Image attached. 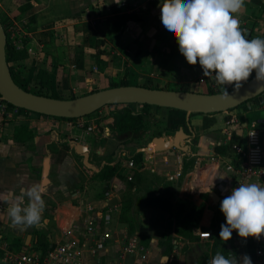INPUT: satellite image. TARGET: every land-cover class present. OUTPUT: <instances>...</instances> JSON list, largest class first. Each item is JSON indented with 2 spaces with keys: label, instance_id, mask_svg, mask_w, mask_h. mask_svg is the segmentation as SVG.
Returning <instances> with one entry per match:
<instances>
[{
  "label": "crops",
  "instance_id": "0c3cea01",
  "mask_svg": "<svg viewBox=\"0 0 264 264\" xmlns=\"http://www.w3.org/2000/svg\"><path fill=\"white\" fill-rule=\"evenodd\" d=\"M12 1L0 0V15L13 23L20 44H23L21 39L26 41L28 56L19 62L23 66L21 76L28 88L46 91L51 85V91L61 99H74L105 89L109 82L124 78L133 86L152 88L176 82H194V87L201 89L194 92L199 93L205 92L208 85L215 87L214 77L204 76L199 64V74H190L194 65L187 63L179 52L175 37L170 36L161 23L160 0H121L124 7H120L121 3L116 4L115 0H32L34 23H29L19 12L20 2ZM258 2L245 0V7L239 14L240 27L262 28L264 0ZM112 8L121 13L134 14L137 19L126 22L117 31L108 21ZM17 16L19 19L15 20ZM38 71L49 74L51 84L46 74L39 78ZM190 78L193 81L190 82ZM110 107L114 110L123 106ZM253 107L239 106L209 115L215 123L206 129L203 128L204 114L181 116L166 108H154L160 114H153L156 121L161 119L163 122L160 134L157 130L148 136L144 129L138 136H123L121 139L115 137L110 128L109 135L104 129L106 137L95 129L87 130V133L82 130L80 119L64 120L36 113L22 115L26 117L25 125L34 136L26 141H16L13 131L18 125H12L0 141V192L19 194L22 188L43 182L46 191L42 198L46 207L39 223L13 226L6 214L8 205L0 203V212L4 211L3 218H0L3 244L19 252L41 253L39 238L46 236L51 245L64 241L72 224L79 220L83 205L100 206L108 189L121 200L120 186L115 182L120 178L114 176L106 182L98 175L106 165L118 164V170L125 177L128 171L139 174V180L132 189L136 191V196L162 190L166 181H171L174 205L182 200L196 207L203 206V210L198 221V238L194 241L174 233L175 218L171 230L166 228L162 237L150 236L148 230L152 228L149 229L148 225L154 216L146 207L138 210L137 220L142 229L135 231L134 235L129 234L128 225L118 215L113 221L111 239L99 253L102 258L115 264H139L136 255L125 258L119 255L130 236L139 240L145 234L149 242L143 244L148 251L144 264H195L193 254L200 250L211 259L215 255V241L220 244L218 211L221 201L240 183L264 185L254 177H236L232 170L227 169V165L238 167L239 162L226 143L243 141L247 129L264 126L263 117L254 115ZM130 108L141 110L139 105ZM179 131L185 135L180 139V147L172 144ZM72 143L88 148V161L95 169L83 164V157L75 152ZM112 145L115 147L113 151L109 149ZM162 145L166 146L162 148ZM217 146L227 149L221 154L217 152ZM138 152H142V163L129 167L128 161ZM45 163L47 169L44 175ZM184 163L191 167L181 174ZM212 192L217 200L211 197ZM214 219L215 226H212ZM166 235L172 238L174 244L170 255L165 253ZM12 242H18L19 246H11ZM81 242H85L84 249L89 248V240ZM260 246L264 247V236L243 239L233 230L232 238L225 244L226 257L248 255L253 261ZM1 255L2 250L0 264H3ZM84 255L86 264L95 263V257L89 252ZM164 256L167 257L165 261Z\"/></svg>",
  "mask_w": 264,
  "mask_h": 264
},
{
  "label": "clouds",
  "instance_id": "9594fccd",
  "mask_svg": "<svg viewBox=\"0 0 264 264\" xmlns=\"http://www.w3.org/2000/svg\"><path fill=\"white\" fill-rule=\"evenodd\" d=\"M159 7L161 23L175 37L179 52L189 65L199 63L204 76L236 90L253 72L257 81H264V39H247L240 27L245 0H160ZM45 191L46 185L40 182L22 188L19 194L0 192V203L8 205L6 214L13 226L41 221ZM220 211L225 223L220 226L219 239L230 240L233 230L243 239H259L264 236V185L240 183L221 201ZM3 216L4 211L0 212ZM207 264H252V260L248 255L226 257L217 252Z\"/></svg>",
  "mask_w": 264,
  "mask_h": 264
},
{
  "label": "trees",
  "instance_id": "16d2710c",
  "mask_svg": "<svg viewBox=\"0 0 264 264\" xmlns=\"http://www.w3.org/2000/svg\"><path fill=\"white\" fill-rule=\"evenodd\" d=\"M32 0H19V12L24 15L29 23L35 22V16L33 14V5L31 3ZM257 3L258 0H255ZM136 15L134 14H127L121 13L117 8H112V16L108 19L109 23L120 31L121 28L125 25L126 22L135 21ZM0 24L3 27L5 34H6V46H5V59L8 64L11 76L14 82L24 89L25 91L32 92L34 94L43 95L51 98L59 99L60 97L55 92L51 91V85L47 88L46 91H43L41 88L35 89L30 91V88L27 87L24 79L21 76V72L23 66L20 64V60L25 59L28 54L25 48V40L21 39L23 43L21 48H18L16 45L13 44V41L10 36V32L8 28L10 26V22L8 18H1ZM39 78H42L46 72L38 71ZM255 76V72L249 77L250 80L252 77ZM46 78L48 79L49 84H51V77L49 74H46ZM247 82V81H246ZM244 82V83H246ZM243 83V84H244ZM117 86H132L130 82L124 78L120 81H111L109 82L107 88L109 87H117ZM147 87V86H145ZM152 88V87H148ZM155 89H166L172 91H190L194 92L190 89V84L187 82H176L173 85L166 84L163 87H155ZM234 89V86L228 85L226 89L215 88L213 86L208 85L207 89L203 93L208 94H215V93H222L225 91H229ZM10 105V104H9ZM139 105L141 106L140 111H135L130 108V106ZM246 104H242L240 106H245ZM13 107L12 105H10ZM111 106V105H107ZM119 106V105H118ZM122 108L114 109L110 112V122L108 123L109 128L115 133V137L121 139L123 136H130L133 135L138 136L139 133L144 132L145 123L150 113L151 109L154 108H166L160 107L150 104H123ZM239 107V106H238ZM102 109V108H101ZM171 112L180 113L181 116H185L187 113L181 110H177L174 108H166ZM100 110V109H99ZM98 110V111H99ZM19 112L21 115L28 114L30 111L19 108ZM97 112V111H96ZM94 112V113H96ZM216 113V112H215ZM215 113H190V114H204L203 118V128H207L215 123V120L209 118V115H213ZM37 114V113H36ZM93 114V113H92ZM41 115V114H38ZM91 115V114H90ZM44 116V115H43ZM55 118V117H53ZM57 119H64V120H76V119H67V118H57ZM159 125V123H158ZM161 126V125H160ZM161 129V128H160ZM158 129V133H161V130ZM33 132L29 130L28 126L25 124H20L15 127L13 131V138L16 141H26L28 139L33 138ZM227 149L225 146H217V152L224 153ZM135 164L142 163V152H138L133 155L131 158ZM193 161L191 162L192 165ZM191 167L190 165L183 164L181 174L185 173V171ZM118 164L114 165H106L98 175L103 181L109 182L110 179L114 176L119 177L120 179H125V176L120 173L118 170ZM139 180V174L136 171H132L131 180L127 182V192L124 194V204L121 207V212L119 214V219L122 222H125L128 225V232L130 235H133L135 231L139 230V223L137 221L138 210L140 208H148L151 210L154 218H153V225L158 223H162L168 230H171L173 224V218H175L174 223V233L177 236H181L189 241L197 240L198 238V221L201 217V213L203 210V206H193L189 203H186L182 200H179L175 205L173 204V193L170 190L171 181H166L164 189H160L159 191H147L142 196H135L136 191H133V187L136 186L137 181ZM158 192V193H156ZM135 207L133 210V215H130V211L132 207ZM216 219L213 220L212 226H215ZM219 237V236H218ZM149 242V237L146 238L145 241ZM221 244H218V241H215L213 252L216 254L220 252L223 255H227V249L225 244L227 241H223L219 239ZM165 246L167 255H170L171 251L173 250L174 244L172 243V238L170 236H165ZM13 245L11 246H19L18 242H12ZM52 243L47 240L46 236H43V239H38V248L42 254H45L51 246ZM51 245V246H50ZM10 247V246H9ZM12 248V247H11Z\"/></svg>",
  "mask_w": 264,
  "mask_h": 264
},
{
  "label": "built area",
  "instance_id": "2783aa9c",
  "mask_svg": "<svg viewBox=\"0 0 264 264\" xmlns=\"http://www.w3.org/2000/svg\"><path fill=\"white\" fill-rule=\"evenodd\" d=\"M125 4L121 3L120 7ZM262 28L249 29L244 25L241 27L247 39H264V20ZM13 44L18 48L22 45L17 40V33L14 25L9 26ZM17 41V42H16ZM264 94V91H263ZM264 122V103L260 105ZM19 117V119H16ZM19 112V108L11 107L8 102L0 98V141L7 135L11 125L27 123L25 116ZM43 116V115H42ZM229 122H226L228 124ZM95 129V126L88 127V131ZM229 137L231 133L225 131ZM231 154L239 162L238 167L227 165V169L232 170L236 177L243 179L254 177L264 182V126L251 127L244 133L243 141H233L226 143ZM129 167H134L132 160L128 161ZM131 180L130 176H127ZM100 206L85 204L82 206V214L79 220L72 224L66 233V239L54 244L45 253L25 252L10 249L3 244L0 235V250H2L1 260L3 264H86L85 252H89L95 257L94 264H115L113 261H106L99 254L105 248V243L111 239L113 234V221L120 214L122 203L115 193L108 189L104 192ZM90 241L88 249H84L85 242ZM84 249V250H83ZM147 248L140 243L136 236H131L121 249L120 258L136 255L139 257V264H144L147 259ZM252 264H264V247L260 246L255 251V258Z\"/></svg>",
  "mask_w": 264,
  "mask_h": 264
},
{
  "label": "water",
  "instance_id": "95a60500",
  "mask_svg": "<svg viewBox=\"0 0 264 264\" xmlns=\"http://www.w3.org/2000/svg\"><path fill=\"white\" fill-rule=\"evenodd\" d=\"M5 46L6 34L0 24V98L14 107L44 116L79 119L107 105L128 103L174 108L187 114L225 112L244 103L248 108L260 106L264 103V81H257L255 76L238 90L234 88L215 94L172 91L132 85L109 87L74 99L51 98L25 91L14 82L5 59ZM180 136L185 137L180 131L175 134L173 145L180 147ZM166 145L161 147L163 148ZM72 146L75 152L83 157V164L88 168L95 169L88 161V148L80 143H72ZM46 169L47 163L44 165V175ZM211 197L217 200V196L213 192ZM29 240L30 236H28ZM163 258L164 261L167 259L166 256Z\"/></svg>",
  "mask_w": 264,
  "mask_h": 264
},
{
  "label": "rangeland",
  "instance_id": "374dc122",
  "mask_svg": "<svg viewBox=\"0 0 264 264\" xmlns=\"http://www.w3.org/2000/svg\"><path fill=\"white\" fill-rule=\"evenodd\" d=\"M7 1L11 2L12 0H7ZM0 14H1V12H0ZM1 18H6V17L0 15V19ZM17 19H19L18 16L16 17L15 20H17ZM263 20H264V17H263ZM9 22H10V26H11L13 23L11 21H9ZM198 64L199 63H197L196 65H194V67L192 66L193 68L190 69V74L191 75H197V74H199L200 70L197 71ZM167 66H168V68L170 67L169 65H167ZM171 74H173V70H171ZM178 75H180L179 72H178ZM189 81L191 82L193 80H191V78H190ZM193 83L194 82H191L190 83V89H192V91H200L201 90L200 87L199 88H197L196 86L194 87V84ZM214 86L217 87V88H220V89H223L224 88V86L218 85L217 83H215ZM225 88H227V87L225 86ZM32 90H33V88H30V91H32ZM111 106H113V105H111ZM119 106H122V105H119ZM259 107L260 106H254L253 107V108H255L253 110L254 111V115L256 114V115H261L262 116V111H261V109ZM110 108H111L110 106H105L102 109H100L99 111H97L96 113H93V114L88 115L86 117L79 118L80 119V125L82 127V130L85 131V132H87L88 127H90V126L93 125V126H95V131H98L99 133H101L102 136L106 137L104 135V129L105 128L107 129V130L105 129L107 131V135H109V126H108V123L110 121L109 114L112 111V110H110ZM30 113L35 114L33 112H30ZM155 113H157V112H155V109H151L150 113L148 114L146 123H145V128L144 129L147 132V135L148 136H149V134H151V132H156L158 129H160L162 127V126H160L161 123L163 124V122H162L161 119H159L158 121H156L157 118H155V115H153ZM157 114L160 115L159 113H157ZM35 115H38V114H35ZM15 118L16 119H19V117H16V116H15ZM158 122H160L159 125H158ZM180 139H182L181 136H180ZM109 149H111L113 151L115 149L114 145L109 146ZM130 174H132V173L130 171H128V174L126 175L125 179H120V181H118V180L115 181L120 186V194H121V200H122V207H123V204H124L123 196L127 192V187H128L127 182H129L127 180V176L130 175ZM112 182H114V181L112 180ZM134 209H135V207L133 206L132 209H131V211H130V213H129L130 215H133V210ZM218 214H219V217H218L219 220L218 221H220V223H219V229L218 228L217 229H218V232H219L220 231L221 224L225 223V218L223 217L224 215H223V213L220 210L218 211ZM153 222L154 221H151V223L148 225V228L149 229L150 228H152V229L154 228V230H152V229L151 230H148L149 231V235L152 236V237H156V238L162 237V235H164V232L167 230L166 227H165V225L162 224V223H158V222L153 225ZM144 223L145 224H148L146 222H144ZM140 225L141 224L139 223V230L142 229V228H140ZM214 234H216L215 231H214ZM210 236H211V234L209 233L208 238H210ZM147 237L148 236H145V234H142V238L141 239L139 238V240H140V242H141L142 245L145 243ZM193 257L195 258V261H196L195 264H207V261L209 260L208 255H204V252L201 253V250H200V252H197L196 254H193Z\"/></svg>",
  "mask_w": 264,
  "mask_h": 264
}]
</instances>
